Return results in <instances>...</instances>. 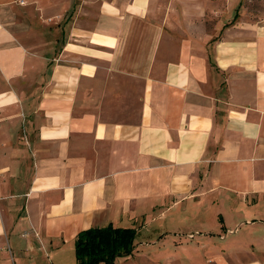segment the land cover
Wrapping results in <instances>:
<instances>
[{
    "label": "crops",
    "instance_id": "1",
    "mask_svg": "<svg viewBox=\"0 0 264 264\" xmlns=\"http://www.w3.org/2000/svg\"><path fill=\"white\" fill-rule=\"evenodd\" d=\"M263 2L0 0V264L108 223L111 264H264V223L210 210L264 198Z\"/></svg>",
    "mask_w": 264,
    "mask_h": 264
},
{
    "label": "rangeland",
    "instance_id": "2",
    "mask_svg": "<svg viewBox=\"0 0 264 264\" xmlns=\"http://www.w3.org/2000/svg\"><path fill=\"white\" fill-rule=\"evenodd\" d=\"M263 6H264V2H263ZM202 199H203V202L198 203L197 206L203 207V209L207 208V207H204V206H207L204 203V201H206L208 198H205V199L201 198V200ZM222 201H223V204H221ZM216 205L218 207L223 206V208L225 209L234 208V207L240 208L238 209V211H236V213L231 212L230 214H228V216H226V214H223L224 217H228V221L231 223L240 222L242 226L241 225L237 226L240 233L246 230V227H248L247 224L250 221H251L250 223H254V227H256L258 224L261 225V223H264V198H256L255 196L249 195L245 199L244 197L237 198V196L231 195L228 197V199L224 200L221 197H218L217 203L215 201L213 206L210 208L211 212H214L215 210H217L216 207H214ZM192 214H195V213L187 212V214H184L183 216L181 215L180 217L181 219L177 220L176 222H173L172 226L169 225L168 227H165L166 232L163 233L164 235H166L165 237L166 238H169L170 236L176 237L177 235H179L180 237H185V233L194 232L193 230H196L195 231L196 234H198V232H201V233L204 232V229H202L201 227H197L195 225L199 222H203L206 220V217H207L206 213H202L199 218H197L198 215L196 214L195 216L197 217L195 219H193L194 217ZM208 216L212 217L213 215L209 214ZM216 218H218L217 215L212 217L214 221L217 220ZM246 219L248 221H245ZM155 224L157 225V222L153 223L149 227H146V229H143L140 232L141 237L143 236L145 240L149 239L147 238V236L151 238L154 237L153 231L150 229ZM173 232H177L176 235H174L175 233ZM138 239H140V237ZM54 260L53 261L55 262V264H74L72 250H71V243L68 245L64 244V246H62V248H60V250L57 252V256L55 257ZM46 263L47 262L43 258V259H39L38 261H36L35 264H46Z\"/></svg>",
    "mask_w": 264,
    "mask_h": 264
},
{
    "label": "trees",
    "instance_id": "3",
    "mask_svg": "<svg viewBox=\"0 0 264 264\" xmlns=\"http://www.w3.org/2000/svg\"><path fill=\"white\" fill-rule=\"evenodd\" d=\"M134 235L130 227L109 223L81 229L72 239L74 264H111L116 256L131 252Z\"/></svg>",
    "mask_w": 264,
    "mask_h": 264
},
{
    "label": "built area",
    "instance_id": "4",
    "mask_svg": "<svg viewBox=\"0 0 264 264\" xmlns=\"http://www.w3.org/2000/svg\"><path fill=\"white\" fill-rule=\"evenodd\" d=\"M192 236V234H187V237H191Z\"/></svg>",
    "mask_w": 264,
    "mask_h": 264
}]
</instances>
